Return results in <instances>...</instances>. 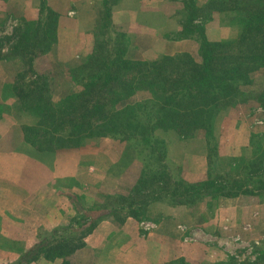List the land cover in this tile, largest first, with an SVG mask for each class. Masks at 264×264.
<instances>
[{
  "label": "rangeland",
  "instance_id": "374dc122",
  "mask_svg": "<svg viewBox=\"0 0 264 264\" xmlns=\"http://www.w3.org/2000/svg\"><path fill=\"white\" fill-rule=\"evenodd\" d=\"M260 8L264 0H0V188L23 212L16 257L0 254V264H264V65L243 63L206 127L189 132L159 126L155 94L117 72L180 52L201 62L198 29L235 39L243 14ZM22 30L29 37L14 48ZM70 94L75 111L62 110ZM118 109L116 126L105 115ZM79 119L113 128L73 131ZM206 180L222 192L169 200L176 181ZM70 227L75 249L53 250Z\"/></svg>",
  "mask_w": 264,
  "mask_h": 264
},
{
  "label": "trees",
  "instance_id": "16d2710c",
  "mask_svg": "<svg viewBox=\"0 0 264 264\" xmlns=\"http://www.w3.org/2000/svg\"><path fill=\"white\" fill-rule=\"evenodd\" d=\"M106 15H110L108 8H106ZM243 15L244 17L240 18L239 33L235 39L209 41L203 30L198 29L201 35L199 42L201 62H196L187 52H180L176 55H164L151 62L125 61L118 69L117 72L124 74L123 83H134L137 88H148L155 94L154 100L159 113L156 122L161 124L159 126L164 124L180 132L205 128L206 122L214 114L216 106H213L216 104L219 93L229 94L231 92L229 87L236 83L238 78L245 76L244 70L241 69L243 68L242 64L253 62L264 65V8L250 10ZM50 30L51 24L46 26L43 33L36 30V42H41L45 32L48 33ZM28 34L27 30H22L18 34L14 48L21 41L27 40ZM74 98L75 96L70 94L69 103L62 105L61 109L75 111ZM101 105L98 102L94 103L92 108L81 114V119L91 115L95 109L97 111ZM99 112L102 113L103 111L100 110ZM107 114L105 115L108 118L107 121L118 126L116 120H119L122 111L118 109ZM159 116H163V119H160ZM50 117H54V112L50 114ZM81 119L70 123L73 131L88 134V132L93 131V127L97 131H101L99 127L113 128V125L109 123L103 122L98 127L91 123L85 124ZM222 190V183H215L213 180L186 186H182L179 181H176L174 187L167 192H169L168 196L171 203L186 204L204 192H222ZM176 195H179L180 199H173L172 196ZM191 195L194 196L190 197ZM160 196L158 194L147 199V203L160 199ZM130 213L137 217L140 214L135 210L130 211ZM72 229L73 227H70V234L62 238V242L56 241L53 250L59 249L60 251L61 248H68L72 251L75 249V245L70 248L67 244ZM82 234L77 231L79 241ZM51 235L64 236L55 235V232H51ZM51 240L49 238L45 242L49 243Z\"/></svg>",
  "mask_w": 264,
  "mask_h": 264
},
{
  "label": "crops",
  "instance_id": "0c3cea01",
  "mask_svg": "<svg viewBox=\"0 0 264 264\" xmlns=\"http://www.w3.org/2000/svg\"><path fill=\"white\" fill-rule=\"evenodd\" d=\"M21 213L23 212L20 209H17V199L11 198L10 193H2L0 188V254H3L4 256L7 254L6 257L8 259L16 257L15 251L11 249L9 245L16 242V239L18 238L17 216ZM32 230V227H27L25 220L24 234H26L27 231H30L31 233Z\"/></svg>",
  "mask_w": 264,
  "mask_h": 264
}]
</instances>
